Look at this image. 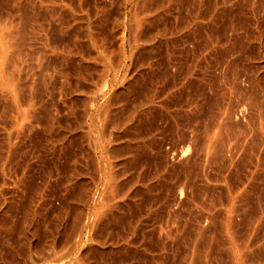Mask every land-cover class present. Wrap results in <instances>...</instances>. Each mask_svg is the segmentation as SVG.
Here are the masks:
<instances>
[{"label": "rangeland", "instance_id": "obj_1", "mask_svg": "<svg viewBox=\"0 0 264 264\" xmlns=\"http://www.w3.org/2000/svg\"><path fill=\"white\" fill-rule=\"evenodd\" d=\"M27 1L29 0H0V25L5 29H10L11 27L12 29H14L13 30L14 34L11 29V34L9 37V39L12 42L10 43V47H9L11 49L9 50V59H10L9 61L11 62L13 60L12 63L13 62L15 63V64L13 63V66L11 64L12 67L18 64L19 71H21L19 73L18 67L16 66L17 70L13 74L14 76L13 77L11 73H12V69L14 72L15 67L14 68H12L11 66L8 67V65H10L9 64L10 62L7 64L8 68H6V65L4 66L6 68V72L11 71V73L8 72L10 73V75H8L5 72L6 79H9V81L14 86L18 87L15 88V93H14L15 95L13 99L12 96L9 95L8 93V89L11 88L12 85L7 86V88L5 89H3V87L0 85V154H1L0 183H2L0 187L1 189L0 197L3 194L5 195L2 196V199L4 201L2 203H4L5 205L1 203V198H0V206H1L0 228L2 229L3 227L8 226L9 228L8 227L7 228L9 229V231L11 229L14 230V231L11 230L10 233L9 231L6 232L7 228H3L4 229V230L2 229L3 232L5 231L3 234L1 233L2 231L0 229L1 231L0 249L4 247L1 250H3V252L6 255H10L11 253L10 241H12L11 244L14 245L13 247H14L15 255L17 254L16 260L17 259L21 260L22 258H23L22 260H24L27 254L26 251L28 252L29 250V248L28 249L26 248L28 247L27 246L28 243L26 245L25 243L21 245H17V244H20V242L25 240L22 239V237L24 238V234H23L24 232L22 231L27 224L31 223V218L36 212L38 213L39 219L37 220L39 221H37V223H39V225L37 223L35 225V228L38 227V229L36 228L35 230L34 236L36 237L37 235V237L36 238L34 237L35 239L34 242H36L37 239V242L39 243L38 244L34 243L37 245L35 246L38 248L30 247L32 248V254L33 256L34 255L36 256L37 254L40 253L39 255L36 256L37 258L34 257L36 260L39 259L38 260L39 262L43 260L46 261V263H50L52 258H54V254H50V251L54 252V250H51L53 248L51 246H53V244L57 240H59L56 242L58 245L54 244V247L55 249L57 248L56 246L61 248V244L59 246V242L62 241V240L60 241L61 236L64 237L66 233L70 232L69 228L71 229L73 225L72 223H74V220L72 219H75L76 215L77 214L79 215L81 211V210L79 211V209L81 208L78 207L80 206L81 203L79 199L82 198L86 192H80V191L83 190L86 191L84 187H87L90 184V182H92L90 177H88V175L84 174L83 172L85 171L84 167L87 165L88 159H89L88 161L89 164L91 163V160L90 158H87L89 156H86L87 153L85 149H82L84 147L82 146V143H79L81 141H80V137L78 136V133L81 131V126L79 125L78 121H80V117L82 115V110H83L82 108L84 107V101H85L84 98L85 96L91 95L93 93L92 91L95 90L93 89L95 86L102 87L103 89H105V91H108L109 89H111L112 85H116V83L118 84V82L120 85L121 82H124L125 80L129 79L132 75L136 74L137 78L135 81H133V83L132 82L130 83V88L119 95L120 103L119 101L117 103L120 105V109H118L117 115L119 114L121 115L116 118L119 124H117L118 125L117 128L111 127L110 129L115 132V133L113 132L112 134L115 137L121 136L122 138H124L123 136H125L126 140L120 137L121 142L122 140H125L127 142L128 141L127 139L129 138H130L129 140L131 141H133V139L137 141L141 136L144 139H146V141L148 142V146H147L148 148L146 147L145 151L143 152L140 151L137 152L136 150L131 149V152L133 150V152L135 151V153L137 154H133V152L131 153L132 155L130 159L131 162H129L130 160L128 161L130 166H128L129 164L127 162L126 163L128 167L123 166L127 168V169L125 168L126 171L123 167H120L121 165H119L122 172L124 173L125 171L126 175L123 174L122 172L120 174L123 176L125 175L126 178L128 179V182L131 181L130 185L131 186L134 185V187H136V185L138 187L139 186L141 187V188L139 187L141 190L138 189V187H136L137 189L132 187L134 191L136 189V192L140 194V195L138 194L139 198H137L139 199V204L134 205L130 211H127L124 218H120L117 221H113L112 226L114 227V229L109 226L110 228L109 230H112L114 232V235L122 237L127 235L129 236L132 233L133 226H137L139 229L138 231L139 234H144L146 236L145 238H147L146 244H148V247L151 250V252L147 254L149 258L153 252H157V253L162 252V250L160 249L162 248L166 240L168 251L165 252L163 257L159 260V262H161L159 264H178L181 261L179 259H181L180 257L182 255L179 254H181L180 251L182 249V246L181 248H179L177 242H173V243L167 242L169 241V239L165 235V228H166L165 224L169 214H172L174 219L176 218L177 224L174 225L173 220L171 221V224L177 226L178 228L193 229L197 226L198 223H202L201 225L207 226L206 221L204 222L202 220V222H198L199 221L198 219L200 218L201 215V211H199L198 209L193 210L189 205L190 203L189 204L186 203V200H188L187 199L188 195L184 194L182 196L179 193L180 192L179 189H181L180 187L181 185L177 174H179L182 168L183 169L181 170V173L184 172L185 170L184 167H186L187 163H182L183 161L186 162V159H184L183 156L179 157L178 153H180L181 147H185L189 143L187 142L188 141L187 139H189L190 141L192 135H198L200 138L204 137L203 134L205 129L203 128V125L205 126L206 123L208 125L209 123L212 122L211 121L212 119H216L218 115H220L218 114L220 113L218 110L219 106L217 105V103L220 100L218 97L221 98L222 96L221 102H219L221 105L222 102H224L223 105H226L228 103L229 97H227L224 94L225 92L223 93V90L225 89L224 91H227L226 90L227 86H229L232 81L236 80L238 84L240 83V85H242L241 87L245 88L246 86L247 87L251 86L250 81L254 79L256 76L261 77V75H263L262 78L260 79L264 84V61H263L264 45H262L264 44L262 43L264 42V0H218V1L216 0H204V1L203 0H196V1L195 0H152V1L150 0L149 1L146 0H135V1L133 0H30V2ZM199 1L202 2L199 3ZM201 3H203V5L199 6V4ZM151 5L154 6L151 7ZM221 6L222 9H220ZM215 9L218 10L220 9V10L217 12L215 11ZM47 10L48 11L50 10V12L48 13ZM135 19L136 21H134ZM129 20L132 21L133 23L130 22ZM10 21L11 22L14 21L15 25H13ZM20 21L22 23L26 21L28 24L27 26L24 23H23L24 26L20 25V27H22L23 30L19 28ZM8 22H10V26L7 24ZM16 22L19 23L17 24ZM143 24L146 27V29L145 27H142L141 29L140 26ZM233 25H235L236 27L235 29L232 28L234 27ZM13 26H17L18 30L17 27L15 29V27ZM260 26L263 29L262 28L260 29ZM130 27L132 28L134 27L135 30L131 29ZM25 28L27 30H24ZM230 28L234 30H231ZM144 29L145 31H143ZM16 30L20 31L18 32L20 37L17 34ZM20 33L22 34V36H24L23 42H20L21 44L19 43L20 45L23 44V46H21L22 50H20L19 48L20 45L19 47L15 46L18 40L19 41L22 40V36ZM29 33L33 35L32 38H30L31 36L28 35ZM173 35L175 39L177 36L176 40L173 39L174 38ZM251 35L252 36L256 35L257 37L255 36L254 39L257 41H255ZM169 36L170 38H172L170 41L171 42L174 41V43L170 44V42L168 41V39H170ZM27 37H29V39H27ZM35 39L37 41H35ZM160 39L163 40L160 41ZM158 41H160V43L163 41L164 43L160 44ZM251 42L254 43L252 44ZM138 43L140 45H138ZM154 43L156 45L158 44L159 45L154 46ZM167 43L169 45H167ZM11 44L16 48L15 47L11 48ZM151 44L154 46V48L152 46V49H150ZM250 44H252V46ZM16 45L18 46V44ZM256 45L257 46L261 45V46L260 47L258 46L259 48H257ZM12 49H15L14 51L19 50L20 52L18 51L16 53ZM21 52L23 53L22 56L21 54H19ZM259 53L261 54V56ZM131 55L134 57L132 58ZM19 56L21 59L19 58ZM101 56H103V58ZM261 57L263 58L261 59ZM21 60H23V62H21ZM24 61H25V65L23 64ZM110 62L111 63L116 62V64L118 62L117 65L114 64V66L117 67L113 68L112 66L113 64H109ZM135 62L139 65L137 66V64H133ZM226 62L227 63L229 62L228 64L230 65H228ZM120 63H124V64L120 65ZM225 63L227 64V66L231 71L227 69L228 67L226 66ZM108 64L111 66H109ZM234 64L238 66V67L236 66L237 67L236 70L238 69L237 72L233 68V66H235ZM132 65L134 69L131 68ZM142 65L144 66L142 67ZM252 65L254 67H252ZM20 66L24 70H22ZM107 66L110 68H108ZM121 66L122 69L119 71ZM123 66L125 68H123ZM188 66L189 69H186V67ZM224 66L226 68H224ZM190 67L192 69L191 70L192 74L194 72L193 79L197 78L198 81H200V83L203 82L202 85H199L198 83L196 84L197 85L196 86L195 83L198 82L197 79H196L197 82L192 79L191 85L190 83L188 84L189 86L186 85L185 87L182 85L180 87L181 84L178 83V86L180 88L178 89V87L176 86L174 87L172 84L173 79L178 77L177 80H179V77L181 78L183 76L185 70H186L185 73L190 71ZM112 68L113 69L117 68V69L113 70ZM145 69H147V72L145 71ZM232 69H234V71L239 76H237L236 73L232 71ZM116 70L119 71L118 72L119 74L116 72ZM115 72L117 73L116 78L117 79L119 78L118 79L119 81L117 80V82L114 81L115 75L113 76V74ZM142 72L146 73L144 74L145 76L139 75L140 73L143 74ZM220 72L221 74H223L224 72H226V74L228 73L225 76L226 78H228L227 81L228 84L224 80L225 79L224 75H223V79H221L222 75L220 74ZM21 73L24 74L23 76H21L23 78L20 77ZM126 73L128 76L126 75L125 77L124 75ZM164 73H166L167 76H165L166 74L164 75ZM180 73L183 74L180 75ZM27 74L28 76H30L29 78L28 76H25ZM174 74H176L177 77H175L176 75L174 76ZM16 75L19 76V79L17 78ZM162 75H164L163 76L164 78L162 77ZM14 78L16 82L14 81ZM35 78L36 81L33 82V79L35 80ZM167 78L168 79L170 78L169 79L170 81H168ZM200 78H202L203 81L202 79L199 80ZM229 78H231V82L229 81L230 80ZM121 79L122 80L125 79V80L121 81ZM138 79L140 80L142 79V80L138 81ZM246 79H248V81ZM17 80H19L21 84H19ZM221 81L224 83H222ZM111 83L113 84L111 85ZM192 83L195 86H193ZM243 83H245V86L243 85ZM31 85L32 87L30 88L37 89V91L34 89L33 91L30 90L33 95L29 91H26V89L27 90L30 89L28 88V86ZM92 86L94 87L92 88ZM190 86H192V88ZM204 86L206 87L202 89L201 87ZM221 86H223L224 88H222ZM182 87L185 88L183 89ZM187 87L189 88L187 89ZM196 87L197 88L200 87L201 89L199 88L197 89ZM210 87L213 90H211ZM214 87L216 90L214 89ZM169 88L170 90L173 88L174 89L177 88L178 90L175 89L174 91L173 89L169 92ZM18 89L20 90L18 91ZM21 90H24V92ZM218 90H220V92ZM180 91H182V93ZM212 91H216L215 95L218 94L217 95L218 97L216 96L219 99L218 102H216L217 98L215 99V97H214L215 101L213 99H212L213 101L210 99L211 96L209 97V95H213L214 93ZM20 92L25 93V94L22 93L24 96ZM149 92H150L149 96L151 97H153V95L155 96L157 93L156 96L159 97L158 101L161 100L163 102V103L159 102L157 104L158 101L156 100L157 98H155L154 101L155 104L151 108L153 111L150 110L152 116L154 115L153 117H156L155 115L157 113L156 110H158L159 108L163 110L160 109L158 110L157 113L158 117H156L155 119L153 117L152 119L151 115L149 114L148 120L150 121H147L148 123L146 124L144 123L145 126L143 128L141 126L129 127L130 125L126 123L127 117L124 116H127L129 112H131L134 109V106L140 105L145 97H146L145 100H147L149 98L148 97ZM123 93L125 97H123ZM143 93H145L144 94L145 96H143ZM204 93L205 95L208 94L207 97L203 95ZM28 95L30 96L32 95V97ZM227 95H229V93ZM223 98H225L224 101H222ZM7 99H9L8 100L9 102H7L6 105ZM117 99L119 100V98ZM226 101L227 103H225ZM233 101L236 102L235 103L236 105L234 107L236 110L235 114L233 115L234 118L235 119L242 118V120L240 121L243 123L244 120L243 118L244 116H246L245 117L246 121L244 120L246 124L244 123L243 126H247L249 121L246 118L249 117L251 113L250 111L251 109H248V111L245 113V111L244 112L242 111L243 104L240 102V100L237 98L235 99L234 97ZM239 102L241 107L239 106ZM162 104L163 105L165 104L166 106L165 105L161 106ZM198 104L199 106H197ZM213 104L216 106L215 110L217 111V113H214L216 111L213 110L215 106L213 108L211 107L213 106ZM10 105H13L14 107ZM124 105L129 106V108L127 106L126 108L131 110L129 112H126L125 111L126 108L123 107ZM194 105H196L197 107ZM18 107H20L22 111H20ZM164 107H167L168 109L171 108V110L169 109L168 111V109L166 108L167 109L166 110ZM191 107L194 108V110L192 109L193 112L191 110ZM8 108H10L9 110L11 112L8 110ZM16 108L18 109V111H16L17 110ZM154 108L156 113L154 111ZM177 108L179 109V111L181 110V113L178 111ZM207 108L212 109L211 114H214L215 116L212 115L213 116L212 117L210 114L211 110L208 109L209 110L208 111ZM128 109L126 110L128 111ZM173 109L175 110V112L173 111ZM190 110L191 112H189ZM13 111L14 113H12ZM166 111L171 113L169 114ZM207 111L209 112L208 114ZM237 111H239V113H237ZM23 112H26V115ZM172 112H174L173 114L175 116H172L171 119ZM122 113L124 114L122 115ZM163 113L165 115H162ZM173 117H176V119L178 118L180 120V121L178 120L179 122H177L178 126L176 125L177 124L175 121L176 119H174ZM118 118L120 120H118ZM195 118H198L200 124L198 121H196L197 119ZM168 120H170V123H168L169 122ZM171 120L173 121L171 122ZM191 121H193V128ZM185 122L186 124L188 122L187 125H190L191 127L189 128L185 124ZM155 123H156V127H155ZM179 124H181V126ZM195 124H197L200 127H198ZM151 126L153 127V129L155 128L157 129L160 127L162 128V131L160 128H159L160 130L157 129L158 132L156 129H155L156 131L152 130ZM177 127L178 129L176 130L175 128ZM195 127H197L198 129L197 128L195 129ZM118 128H120V130ZM121 129L123 130L121 131ZM125 129L126 131H124ZM149 130L152 131H150L149 133ZM146 132L148 133L147 134L148 137L145 135ZM118 133L119 135H117ZM158 133L160 136H158ZM9 134L13 138L8 137ZM136 135H138L137 136L138 139L136 138ZM183 136L184 137L187 136L185 137L186 139ZM182 137L185 140V143H183L184 141ZM152 139L153 142L156 141L155 139H158L157 142L153 143V146H152ZM70 140L71 143L69 142ZM77 141L79 142L77 143ZM10 143L13 144L15 148L13 147V145L11 146ZM61 144L63 148H61ZM10 147L14 149L13 151L15 153L13 154L15 155L13 154L10 155L9 152ZM190 150L193 151V153L196 151L194 144H190ZM123 151L116 152L117 155L116 157L120 155L118 159L122 158ZM82 152L86 154L83 155ZM188 152L189 154H191L190 151ZM140 153L141 156L139 155ZM133 155L135 156L133 157ZM77 158L80 161L81 160L83 161L84 159V161L83 162L81 161L82 162L81 163ZM192 158L193 159L195 158V160H197L199 158V154L198 156H194V157L192 156ZM85 160H86L85 166L81 165L84 164ZM76 161L77 163L79 162L80 164L79 163L76 164ZM177 162L180 165L182 164L181 168L179 167L180 165L179 166L177 165ZM126 163L123 165H126ZM73 173H75V175ZM238 173L239 174L243 173V174L239 175ZM238 173L235 172L236 175V177L234 178L235 180L242 179V177L244 178L245 174H247V170H244V172L239 171ZM72 174L75 176V178L78 177L76 174L80 175V177L78 179L77 178L75 179ZM158 175L160 176L163 175L165 179L164 178L162 179L164 181L160 179L161 181H159L158 183V181L156 180L157 179L156 176ZM81 176L83 177L85 176V177L83 178ZM122 177H120L119 179H121V181L125 180L126 182V183L122 182L123 186L125 185L128 186L129 183L127 184V179L125 177L123 178ZM138 177H142V178H138ZM73 178L74 180L70 182V180ZM85 178L89 180V184H88V180L84 182ZM137 178L138 180L142 179L143 182L141 183L140 181L136 180ZM75 180H79L78 181L79 183L77 181L75 182ZM80 180L83 181L82 183L84 187H82V183L80 184L81 182ZM5 181L7 184L5 183ZM144 181L155 182V183L157 182L155 184V189H153L152 192V196L157 200H154V198L151 199L148 194L146 195L144 194L145 192H143L144 190L142 189L143 187L141 186V184L143 183H144L143 186L145 185L146 182ZM74 182L75 184H73ZM3 183L5 184V186ZM65 183L66 184L72 183L71 185L72 186L74 185L75 187L78 184L79 185L76 188H74V186L70 187L71 185L69 186L67 184V186L69 187L68 188L65 185ZM89 186L87 187L88 189ZM131 186L130 187L128 186V188L125 189H129V188L131 189ZM77 189H81V190L77 191ZM79 192L81 194L83 193V196L79 195L80 194ZM257 192L258 194L256 193V195L259 196L261 194L260 196L264 198L263 196L264 188H260V190ZM12 195L14 197H12ZM75 197H77L78 199H75ZM177 197L178 198L180 197V199H178ZM73 198L74 200H79V201L75 202ZM12 199H14L15 201ZM11 200L13 204L9 205ZM181 200L182 202H180ZM7 205L9 208H6ZM35 206L38 209H36ZM10 208H12V210ZM33 208H35L36 211L33 212L34 210ZM3 211L9 215L5 214ZM77 211L78 213H76ZM66 212L69 215L66 214ZM6 215H7V220L5 219ZM28 215H32V216L30 217ZM68 216L69 218H67ZM24 218L26 220H24ZM61 218H63V220ZM66 218L68 219L67 221ZM23 220L26 223H24ZM70 221L72 223H70ZM57 222L59 226L58 225L56 226ZM64 222L66 225L63 224ZM13 223L14 226L12 225ZM21 224L23 225L22 226L23 228L20 227L19 229V225L21 226ZM10 225H12L11 228ZM262 225H264V222L263 224L260 223L259 226L260 230L258 229V234L260 233L261 236H264L263 233L264 226L261 227ZM58 227H60L59 228L60 231L57 230ZM62 227L68 228V231L66 228H62ZM49 229L52 231H48ZM53 229L55 230V232L53 231ZM62 230L64 231L66 230L64 234ZM104 231L106 233L108 230L106 229ZM259 231H262L263 235ZM52 232L56 234V235L53 234V237H52ZM19 233L23 234L21 238L19 237L20 236ZM9 234L10 236H7L9 239L6 238V240H10V241L6 242V240L3 239V237H6V235ZM260 235H258L259 239L261 238L260 240H263L264 242V238L262 239ZM137 236H138L137 239H140L139 237L141 236L140 235ZM54 237L57 238V240L54 239ZM18 238H20V242L17 243V241H19ZM41 243H43L42 244L43 246H41ZM16 245L17 247H15ZM50 247L51 249L48 250ZM5 248L6 249L8 248V251L4 250ZM59 248L57 250H59ZM182 250L184 251V249ZM36 252L37 254H35ZM18 253H21L20 256ZM90 256H92L90 257V261H92L91 263H93L94 261V264H96V260H97L95 259L96 256L94 257L93 254ZM146 258L144 257L142 259V263H147V261H149L148 258L147 259ZM65 260H69V259L65 258ZM262 260H264V258ZM53 262L54 261L52 260L51 263L53 264ZM105 263L107 264V262L104 263L102 262V264ZM109 263L110 261L108 262V264Z\"/></svg>", "mask_w": 264, "mask_h": 264}, {"label": "bare ground", "instance_id": "obj_2", "mask_svg": "<svg viewBox=\"0 0 264 264\" xmlns=\"http://www.w3.org/2000/svg\"><path fill=\"white\" fill-rule=\"evenodd\" d=\"M133 1H135V0H133ZM146 1H149V0H146ZM150 1H152V0H150ZM216 1H218V0H216ZM216 1H215V3H216ZM27 2H30V0L27 1ZM200 2H202V1H199V3ZM203 3L199 4V6L203 5ZM152 6H154V5H151V7ZM220 9H222V6H221ZM219 10L215 9V11H217V12ZM47 12L49 13L50 10L49 11L47 10ZM21 21H20V23L18 22L19 23V28H21L23 30V28L20 27V25L22 26L23 23H24L27 26L28 24H27L26 21H25L26 23L25 22L22 23ZM134 21H136V19ZM10 22L7 23L9 26H10ZM130 22H132V21H130ZM130 22H129V25H130ZM11 23L13 25H15L14 21L11 22ZM208 24H209V22H208ZM134 26H135V24H134ZM230 26H231V24H230ZM233 26L234 27H232V28L235 29L236 28L235 25H233ZM13 27H15V29H16L17 26H13ZM140 27L142 29V27H145V26L143 24ZM130 28L135 30L134 27L133 28L130 27ZM232 28H230V29L234 30ZM261 28L262 27L260 26V29ZM11 29H12V27L10 29H5L4 27H2L0 25V85L3 87V89L7 88V86H9V85H12L11 88L8 89V93H9V95L12 96V99H13L14 95H15L14 94L15 93V88H18V87L14 86L9 81V79H6V77H5L6 73L8 75H10V73H11V71H8L10 73L6 72V68L10 67L11 64L13 66V63H14V62L12 63V61H13L12 57L13 56L11 57L12 61L11 62L9 61L10 60L9 59V50H11L9 47H10V43H12L11 40L9 39L10 34H11ZM145 29H146V27H145ZM145 29L143 31H145ZM13 30L14 29H12V32L14 34ZM17 30H18V27H17ZM24 30H27V29L25 28ZM29 31H30V29H29ZM18 32H20V31H17V34H18ZM23 33H24V31H23ZM28 35L31 36L30 38L33 37V35H31V33H29ZM28 35H26V36H28ZM171 35H172V33H171ZM174 35H173V37H174ZM21 36H22V34H21ZM170 36H169V38H170ZM255 36H252L253 39H254ZM19 37H20V35H19ZM23 37L24 36H22V40H20V41L18 40L19 42L17 41L16 44H18V46L15 44L16 47H19V45L21 44L20 42H23V40H24ZM155 38H154V40H155ZM16 39H18V38H16ZM16 39H14V40H16ZM27 39H29V37H27ZM171 39L172 38L168 39L170 44L174 43V41H172V42L170 41ZM173 39L176 40L177 36H176V39H175V37ZM161 40H163V39H160V41ZM254 40H252V41H254ZM35 41H37V40L35 39ZM160 41H158V42L160 43ZM255 41H257V40H255ZM161 43H164V42L162 41ZM262 43H264V42H262ZM252 44H250V45L252 46ZM138 45H140V44L138 43ZM158 45H156L154 43V46H158ZM167 45H169V44L167 43ZM262 45H264V44H262ZM15 46H12V44H11V48L12 47L14 48ZM21 46H23V44L20 45V47H19L20 50H22ZM150 46H151L150 49H152L153 45L151 44ZM154 46H153V48H154ZM258 46L260 47L261 45H258ZM258 46H257V48H259ZM12 50L14 51L15 49H12ZM18 51L19 50L14 51V52L17 53ZM14 52H13V54H14ZM263 52H264V50H263ZM10 54H12V53H10ZM19 54H21V56H22L23 53L21 52ZM132 55H134V54H132ZM14 56H16V55H14ZM260 56H261V54H260ZM263 56H264V54H263ZM101 57L103 58V56H101ZM133 57L134 56H132V58ZM19 58H20V56H19ZM262 58L263 57H261V59ZM25 61H26V59H25ZM25 61L23 63L24 65H25ZM21 62H23V60H21ZM8 63L10 65H8V67H7ZM109 64H113L112 65L113 68L117 67V66H114V64H116V62H113V63L110 62ZM117 64H118V62H117ZM121 64H124V63H120V65ZM133 64H137V63L135 62ZM227 64H226V66H227ZM5 65H6V68L4 67ZM138 65L139 64H137V66ZM228 65H230V64H228ZM16 66L18 67V64H16ZM16 66L14 65V67H15L14 72H13V69H12V73H11L12 76L15 73V71L17 70ZM109 66H111V65H109ZM143 66L144 65H142V67ZM236 66L237 65L233 66V68L237 72L238 69L236 70V68L238 66L237 67ZM14 67H12V68H14ZM27 67H29V66H27ZM252 67H254V66L252 65ZM108 68H110V67H108ZM123 68H125V67L123 66ZM131 68H133V65H132ZM224 68H226V67L224 66ZM115 69H117V68H115ZM115 69H113V70H115ZM121 69H122V66L119 69V71ZM186 69H189V66L186 67ZM227 69H229V67ZM234 69H232V71H234ZM22 70H24V69L22 68ZM191 70H192L191 67H190V71H188L187 73H185L186 70L185 71L182 70V71H184V74L180 73V75L183 74V76L181 78L179 77V80H177L178 79L177 75L174 74V76L176 75L175 77H177V78L173 79L171 77L173 79V83H172L173 86L174 87L176 86L179 89L182 85L185 86V87H186V85L189 86L188 85L189 83L191 85V81L194 78V75H193L194 72L192 74ZM222 70H223V67H222ZM251 70H252V68H251ZM18 71H19V67H18ZM119 71L116 70L117 73ZM145 71L147 72V69H145ZM235 71H234V73H236ZM20 72L21 71H19V73ZM116 72L113 74V76L115 75L114 76L115 77L114 81L117 82V80L119 78L118 79L116 78L117 77L116 76V74H117ZM142 73L143 74L140 73L139 75L143 76L144 74H146L145 72H142ZM166 73H164V75ZM224 73L221 74V72H220V74L222 75V78L220 77L221 79H223V75L225 77L228 74V73L226 74V72H224ZM18 75H16V76L19 79ZM23 75L24 74L21 73L20 77L23 76ZM126 75H127V73L124 76L126 77ZM164 75H162V77ZM192 75H193V77H192ZM236 75L239 76L237 73H236ZM25 76H28V74L25 75ZM159 76H160V74H159ZM165 76H167V74ZM262 76L263 75H261V77L256 76L254 79H252L250 81L251 82V86H248V87L246 86L245 88L241 87L242 85H240V83L238 84L236 82V80L231 82V78H229L230 79L229 81L231 82V84L229 86H227L226 90L228 92L224 91L225 89L224 90L222 89L223 93L225 92L224 94L227 97H229L228 103H227V101L225 102V103H227L226 105H223L224 102H222V105L219 103V102H221V98H222L221 95L222 94L219 95V96H221V98H220V97L217 96L218 95L217 93H216L217 95H215L216 91H212V92H214L213 93L214 96L213 95H209V97L210 96L213 97V98L210 97V99L211 100L213 99L214 101H215V99L217 97L220 99L219 100L217 98V101H216V102H218V100H219L217 105L219 106L218 110H219L220 113H218V114H220V115L216 114V115H218V117L216 119H212L211 120L212 122L209 123L208 125L206 123V125H207V126L205 125L206 127L203 125V128L205 129V130L203 129L204 130V134H203L204 137L203 138H200L198 135H192L191 138L188 137L191 140L189 141V139H187L188 140L187 142H189L186 145L187 148H186L185 145H183L185 147H181L180 153H178L179 157L183 156V158L186 159V162L185 161H183V162L181 161V162L182 163H187L186 167L183 166L184 169H185L184 172L181 173V170L183 169L182 168L180 170L179 174H177L179 182H180V185H181L180 186L181 189H179L180 190L179 193L182 196L184 194H187L188 195V198H187L188 200H186V203L187 204L190 203L189 205H190V207L193 210L198 209L199 211H201V215H200V218L198 219L199 220L198 222H202V220H203L204 222L206 221V223H207V226L206 225H201L202 223H198L197 226L195 228H193V229L178 228L177 226H174L175 224H177L176 218L174 219L173 215L169 214V216L167 218V221H166V224H165L166 225L165 235L169 239V241H167V242H172V243L173 242H177L178 247L181 248V246H182V249H184V251L182 249L180 251L181 254H179V255H182V256L180 257L181 259H179V260H181V261L178 264H264V260H262L264 258V250H263L264 249V242H263V240H260L261 238L259 239V237H258V235H260V233L258 234V229H259L260 223L263 224V222H264V201H263L264 198H262L260 196L262 194V191H261V194L259 196L256 195V193L258 194L257 191H259L260 188H264V185H263V183H264V84L262 83V81L260 79V78H262ZM29 77L30 76H28V78ZM195 77H196V74H195ZM228 77H230V76H228ZM21 78H23V77H21ZM21 78H20V80H21ZM136 78H137V75L135 74V75H132L127 80L123 79V80H125L124 82H121V81H123L121 79V81H120L121 84L120 85H119V82H118V84L116 83V85H112L113 83H111V85H112L111 89H109L108 91H105V89H103L102 87H99V86H95L96 88L94 86H92V88L94 87L93 89H95V90L92 91L93 93L91 95L85 96V98H84L85 101H84V107L82 108L83 109L82 110V115L80 117V121H78L79 125L81 126V131L78 133V136L80 137V141L81 142L77 141V143L78 142L82 143V146L84 147L82 149H85V151L87 153L86 156H89L87 158H90V160H91L90 164L88 162L89 161V159H88L86 166H85L86 160H85L84 164H81V165L85 166L84 167L85 171H83V172H84V174L88 175V177H90L92 182H90V184H89V180L90 179L86 176L89 180L87 178H85L84 182H86V180H88V184L90 185V186L88 185L89 186V189H88L87 185H86L87 187L83 186V183H82L83 181H81L83 179L80 180L81 181L80 184L82 183V187H84L86 189V191H84L83 189H82L83 191H80V192H86L84 194V196H83V193L81 194L79 192L80 193L79 195L83 196L82 198L79 199L81 201V203H80V206H78V207L81 208V209H79V211L80 210L81 211H80L79 215L78 214L76 215L75 219H72V220H74V223H72L73 222L72 220H71L72 222L70 221V223L73 224V225L71 224L72 227L70 226L71 229L69 228L70 232L66 233L65 236H64L63 234H64V232L66 230L65 231L62 230L63 231L62 235L64 237L61 236V239H60V241L62 240L61 242L63 244L61 242H59V246L61 244V248L56 246L57 248L55 249L54 244H57L56 242L59 241V240H57V238H55L56 236L54 237V239H56L57 241L53 244V246H51V247H53L52 249H51V247L48 249V250H50V249L54 250V252L50 251V254H54V258H52V260L54 261L53 264H63V263L64 264L65 263L66 264H74V263L75 264H94V261H93V263H91L92 261H90V257H92L90 255H92V254H93L94 257L96 256V258H95V259H97L96 260V264H102V262L103 263L107 262V264H108L109 261L112 264H159V263H161V262H159V260L163 257L165 252L168 251V246H167V243H166V240H165L164 245L160 249V250H162V252H158V253L157 252H153L151 254L150 258H149L147 256V254L149 252H151V250L148 247V244H146V242H147L146 239L147 238H145L146 236L144 234H139V232H138L139 229H138L137 226H133V228L131 226L132 233L129 236L128 235L127 236H122V237L121 236H117V235H114V232L112 230H109L110 229L109 226L114 229V227L112 226L113 221H117L120 218H124L127 211H130L133 208L134 205H138L139 204V199H137V198H139L138 197L139 193L136 192V189H137L136 187H138V186L136 185V187H134V185H132V186L130 185L131 181L128 182V179L125 176L126 175L125 171L127 169L126 167L130 166L129 162H131V160H130L131 157H132L131 153L133 152V150L131 152V149H134L137 152L138 151L143 152V151H145L146 147L148 146V142L142 136L140 137L139 133H138V135L140 137L139 139L137 137L138 135H136V138L138 139V140L136 139L137 141H135V139H133V141H134L133 142V141L129 140L130 139L129 138V139H127L128 141L126 142L125 141L126 140L125 136L122 135L124 138H122L121 136L115 137V136L112 135L114 131L110 129L111 127L117 128V126H118L117 124H119V122H117V119H116L117 117H119L121 115V114L117 115L118 109H120V105L117 103L118 101L120 103V96L119 95L122 94V92L127 91L130 88V83L131 82L133 83V81H135ZM251 78H253V77H251ZM169 79H168V81H170ZM196 79H193V80L196 81ZM201 79L202 78H200L199 80H201ZM12 80H13V78H12ZM141 80L138 79V81H141ZM224 80L227 83L228 78L225 77ZM246 80L248 81V79H246ZM14 81L16 82L15 78H14ZM34 81H36V78H35V80L33 79V82ZM138 81H136V82H138ZM197 81H198V79H197ZM202 81H203V79H202ZM17 82L19 84H21L19 82V80H17ZM224 82H222V83H224ZM178 83L181 84L180 87L178 86ZM198 83H199V85H202L203 82L200 83V81H198L197 83H195V85L198 84ZM241 84H242V82H241ZM195 85L193 84V86H195ZM243 85L245 86V83H243ZM247 85H248V83H247ZM223 86H221V87L224 88ZM30 87H32V85L28 86V88H30ZM190 87L192 88V86H190ZM205 87L206 86L201 87V88L203 89ZM188 88L189 87H187V89ZM196 88H195V90H196ZM198 88L201 89L200 87H198ZM216 88H218V87H216ZM20 89H18V91ZM33 89L32 88H30L29 90L26 89V91H29L31 93L30 90L33 91ZM173 89H171V90H173ZM175 89H177V88H175ZM175 89H174V91H175ZM210 89H211V87H210ZM214 89H215V87H214ZM219 89H220V87H219ZM34 90L37 91V89H34ZM171 90L169 88V92ZM211 90H213V89H211ZM21 91L24 92V90H21ZM218 91L220 92V90H218ZM180 92L182 93V91H180ZM226 92H227V94L229 93V95H227ZM145 93H147V92H145ZM145 93H143V96H145L144 95ZM23 94H25V93H23ZM208 94L205 95V93H204L203 95L207 97ZM32 95L31 96L28 95V96L32 97ZM149 95H150V92L148 94L149 98L147 97L148 99L145 100L146 99V97H145L144 100H142L141 104L138 103L140 105H136V106L133 105L134 109L131 112H129L131 110V109L130 110L128 109L129 106H127V105L123 106L125 108H126V106L128 107V108H126V109H128V111L126 109H125V111L129 112V114L127 113L128 115L124 116V117H127L126 118V120H127L126 123L128 125H130L129 127H131V126H141L143 128L145 126L144 123L146 124V123H148L147 121H150V120H148L149 119V114L151 115V118L154 116V115L152 116L150 110H152L151 108L155 104V102H154L155 98H157L156 100L158 101L159 97L156 96L157 93L155 95L156 97L153 94H152L153 97H151ZM30 97H28V98H30ZM123 97H125L124 93H123ZM209 97H208V99H209ZM214 97H215V99H214ZM234 97H235V99L236 98L239 99L240 102L243 104L242 105L243 106V110H242L243 112L245 111V113H246L248 111V109H251L250 110L251 111L250 115L246 114V115H249V117L246 118L249 121L247 126H243L244 123L246 124V122H245L246 121L245 120L246 116H244V118H243L245 120V121L243 120V123L240 121V120H242V118H240V119L238 118L239 119L238 120L237 118L235 119L234 116H233L235 114V111H236L235 108H234L235 105H236L235 104L236 102L233 101ZM117 98H119V100ZM224 99L225 98H223L222 101H224ZM8 100L9 99H7V101H6V105H7V102H9ZM159 102L163 103L160 100V101L157 102V104ZM240 102H239V106H240ZM12 103H13V101H12ZM15 104H17V103H15ZM164 105L162 104L161 106H164ZM10 106H13V105H10ZM158 106H160V105H158ZM190 106H188V107H190ZM194 106H196V105H194ZM197 106H199V104ZM214 106L215 105L213 104V106H211V107L213 108ZM121 107H122V105H121ZM154 107H156V106H154ZM18 108L20 109V107H18ZM164 108L166 109L167 107H164ZM215 108H216V106L213 109L214 111H216ZM9 109L10 108H8V110ZM169 109L171 110V108H169ZM169 109H168V111H169ZM174 109H173V111L175 112ZM192 109L194 110V108L191 107V110ZM208 109L211 110L210 111V114H211L212 113V109L207 108V110ZM158 110H156L157 113H158ZM160 110H163V109H160ZM191 110L189 112H191ZM193 110H192V112H193ZM16 111H18V109ZM20 111H22V110L20 109ZM125 111H124V113H125ZM154 111H155V108H154ZM156 111H155V113H156ZM168 111H166V112H168ZM178 111H179V109H178ZM183 111H186V110H183ZM208 111H207V114L209 113ZM160 112H159V114H160ZM174 112H172V114ZM179 112L181 113V110ZM12 113H14V111ZM23 113H25V115H26V112H23ZM124 113H122V115ZM157 113L155 114L156 117H158ZM186 113H188V112H186ZM214 113H217V111L214 112ZM237 113H239V111H237ZM172 114H171V119H172V116H175L174 114L173 115ZM176 114H178V113H176ZM162 115H165V114L163 113ZM182 115H183V113H182ZM189 115H188V117H189ZM212 115H214V114H211V116ZM207 116H209V115H207ZM156 117H153V118L155 119ZM173 118L176 119V117H173ZM178 118L175 120L176 123L180 121ZM167 119H168V117H167ZM169 119H170V116H169ZM195 119H197L196 121H198V118H195ZM57 120H58V118H57ZM118 120H120V119L118 118ZM168 121H169L168 123H170V120H168ZM172 121L173 120H171V122ZM191 122H192L191 124H192V128H193V121H191ZM198 122H196V123H198ZM151 123H152V121H151ZM181 123H182V120H181ZM185 124H186V122H185ZM187 124H188V122H187ZM199 124H200V122H199ZM203 124H205V123H203ZM176 125L178 126V123ZM179 125L181 126V124H179ZM195 125H197V124H195ZM187 126L189 128L191 127L190 125H187ZM155 127H156V123H155ZM198 127H200V126H198ZM159 128H157V129H159ZM196 128L197 127H195V129ZM118 129L120 130V128H118ZM155 129H153V127H152V130H155ZM160 129L162 131V128H160ZM175 129L177 130L178 127L175 128ZM122 130L123 129H121V131ZM144 130H145V128H144ZM152 130H149V133ZM192 130H194V129H192ZM124 131H126V129ZM124 131H123V133H124ZM179 131H180V129H179ZM117 132H119V131H117ZM134 132H136V131H134ZM147 132H146L145 135L148 137V135H147L148 133ZM157 132H158V130H157ZM195 132H194V134H195ZM181 133H184V132H181ZM117 135H119V133ZM158 136H160L159 133H158ZM8 137L11 138L12 136H10V134H9ZM120 137L122 139H125V140H122V142H121ZM132 137H133V135H132ZM183 137H182V139H183ZM185 137H187V136H185ZM153 139H152V146H153V143L157 142V140H158V139H155L156 141L153 142ZM8 141H10V140H8ZM183 141H184L183 143H185L184 139H183ZM69 142L71 143V140ZM11 143H12V140H11ZM13 143H14V141H13ZM62 144H61V148H63ZM190 144H194L195 145L196 151L194 153H193V151L190 150ZM12 145L13 144H11V146ZM149 145H151V144H149ZM13 147L15 148L14 145H13ZM13 150L14 149L12 147H10V151H9L10 155L15 153ZM122 151H123L122 158L118 159L120 157V155L117 153L119 156L116 157L117 156L116 152H122ZM188 151H190L191 154H189ZM86 153H83V155L86 154ZM133 154H137V153H135V151H134ZM198 154H199V158L197 160H195L196 157L194 159L192 158V156L193 157L194 156H198ZM13 155H15V154H13ZM139 155L141 156V153ZM175 155H176V153H175ZM134 156L135 155H133V157ZM0 157H1V154H0ZM135 160H136V158H135ZM173 160H176V159H173ZM77 161H76V164H78L82 160L81 161L79 160L78 163H77ZM83 161H84V159H83ZM126 162L129 164L128 166H127ZM125 163H126V165H123ZM119 165H121L120 167L126 166V167H123L124 169L126 168L125 171L123 170L124 173L122 172V170L119 167ZM177 165L179 166L180 164H178V162H177ZM181 166H182V164L179 167L181 168ZM177 170H179V169H177ZM244 170H247V174H245L246 172L244 173L245 174L244 178L242 177V179L235 180L234 179L236 177L235 172H237V173L239 171L240 172L241 171L244 172ZM121 172L123 174H125V175L124 176L121 175L120 174ZM73 174L75 175V173H73ZM80 174H81V172H80ZM84 174H82V175H84ZM240 174H243V173H240ZM76 175L78 176V177H76L78 179L80 177V175H78V174H76ZM119 176L120 177L123 176V177H125L127 179V184L129 183L128 186L129 187L131 186V189L129 188L130 190L129 189H125V188H128V186H126V185H125L126 187L123 186L122 182H125V180L123 179L124 181H121V179H119L120 178ZM162 176H160V175L156 176L157 177L156 180L158 181V183H159V181L163 180L162 178H164V176L163 177ZM3 177H4V175H3ZM81 177H83V176H81ZM74 178H75V176H74ZM74 178L71 179L70 182L73 181ZM138 178H142V177H138ZM138 178L136 180H138ZM76 181L78 182L79 180H75V182ZM138 181H140L141 183L143 182L142 179L141 180L139 179ZM64 182H65V180H64ZM75 182L73 184H75ZM144 182H146V181H144ZM5 183H6V181H5ZM147 183H149V184H147ZM156 183L155 182H146L144 186H143L144 183L141 184V186L143 187L142 189L144 190V191L143 190L142 191L145 192L144 193L145 195L148 194L151 199L154 198L152 196V192H153V189H155V184ZM1 184L2 183H0V187H1ZM67 184L70 186L72 183L71 184L67 183ZM67 184L65 183L66 186H67ZM138 184H139V182H138ZM84 185H85V183H84ZM4 186H5V184H4ZM73 186L71 185L70 187H73ZM76 187L74 186V188H76ZM123 187H124V189L126 191L123 189ZM132 187L136 188L135 191L132 189ZM139 187H138V189L141 188V187L140 188ZM79 190H81V189H77V191H79ZM142 191H139V192H142ZM0 192H1V189H0ZM6 192H7V189H6ZM1 194H3V193H1ZM77 194H78V192H77ZM2 196H5V195L3 194ZM2 196L0 197L1 198V203L4 202L3 199H2ZM257 196L260 197V198H258ZM263 196H264V194H263ZM12 197H14V196L12 195ZM77 197H75V199H78ZM79 197H81V196H79ZM145 197H148V196H145ZM8 198H9V196H8ZM178 199H180V197ZM12 200H14V199H12ZM12 200H11V202H12ZM73 200H74V198H73ZM79 200H74V201L77 202ZM154 200H157V199L154 198ZM182 200L180 202H182ZM5 203H7V202H5ZM10 203H9V205L13 204V202L11 204ZM2 204H4V203H2ZM78 204H79V202H78ZM12 207H14V206H12ZM6 208H9L8 205H7ZM10 209L12 210V208H10ZM33 209H34L33 210V212H34L38 208L36 207V209L35 208H33ZM76 213H78V211ZM5 214H7V213H5ZM66 214H68V213L66 212ZM7 215H9V214H7ZM7 215L5 216L6 220H7ZM32 215H28V216L31 217ZM29 218H27V219H29ZM67 218H69V216ZM67 218H66V221L68 220ZM37 219H39L38 218V213L35 212V214L31 218V223L27 224L26 226L24 224L25 227H24V229L22 231V232H24L23 233L24 234V238L22 237V239H25V240L20 242V238L23 235V234H20V233H19L20 234V236H19L20 238H18L19 241H17V239H16L17 243L20 242V244H17V245H21V244H24V243L26 245L28 243L27 244L28 247H26V248L27 249L29 248V250H28V252L26 251L27 254H26V257L24 258V260H22L23 258L21 259V257H20L21 260H18V259L16 260V255L17 254L15 255V251H14V247H13L14 245L11 244L12 241L6 240V238H8L7 236H10V234H9V235H6V237H3V239H5L6 242L7 241L11 242V243L9 242L10 245H11L10 246L11 253H10V255H6L3 252V250H1V249L4 248L2 246L3 248L0 249V264H52L51 263L52 260L51 261L49 260L50 263H46V261H43L42 260L43 258L40 259V260H42L40 262L38 261L39 259L36 260L35 259V258H37L36 256L39 255L40 253L37 254V252H36L35 253V254H37L36 256L35 255L33 256V254H32V248H38V247H36L37 245L34 244V243H37V244L39 243V242H37V239H36V242H34V240H35L34 239L35 230H36V228L38 229V227L35 228V225H36L37 221H39ZM61 219L63 220V218H61ZM24 220H26V219L24 218ZM172 220H173V224L174 225L171 224ZM5 223H7V222H5ZM24 223H26V222L24 221ZM37 224L39 225V223H37ZM63 224H65V222ZM1 225H2V222H1ZM12 225L14 226V223ZM12 225H10V228H11ZM57 225H58V222L56 223V226ZM65 225H63V226H65ZM22 226H23L22 224H21V226L19 225V229H20V227L23 228ZM263 226L264 225H262L261 227H263ZM7 227L8 226L3 227V228H7ZM60 227H61V225H60ZM60 227H58V229L57 228H54V229L59 230ZM62 228H66V227H62ZM2 229H1L2 232L1 231L0 232L4 234L5 231L3 232L4 229L3 230ZM7 229H6V232L9 231V229L8 230ZM54 229H53V231L55 232ZM66 229L68 231V228H66ZM106 229L108 230L107 231L108 233L107 232L105 233L104 230H106ZM11 230L14 231L13 229H11ZM48 231H52V230L49 229ZM259 232H261V234H262V231H259ZM53 234H55V233L52 232V237H53ZM137 235L141 236V237H139L140 239H137L138 238ZM36 237H37V235H36ZM261 237H262V239L264 238V236H261ZM58 238H60V237H58ZM63 238H64V240H63ZM172 243H171V245H172ZM42 244L43 243H41V246H43ZM17 245L15 247H17ZM25 245H24V247H25ZM50 245H52V244H50ZM30 247H32V248H30ZM39 247H40V245H39ZM58 248H59V250H57ZM4 250L8 251V248L7 249L5 248ZM45 251H44V253H45ZM18 254L20 256L21 253H18ZM50 256H53V255H50ZM41 257H42V255H41ZM144 257L148 258L149 261H147V263H142V259ZM65 258H68L69 260H65ZM91 260H92V258H91Z\"/></svg>", "mask_w": 264, "mask_h": 264}]
</instances>
